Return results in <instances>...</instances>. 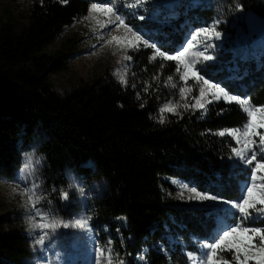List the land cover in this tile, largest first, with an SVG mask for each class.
I'll use <instances>...</instances> for the list:
<instances>
[{"label": "trees", "instance_id": "16d2710c", "mask_svg": "<svg viewBox=\"0 0 264 264\" xmlns=\"http://www.w3.org/2000/svg\"><path fill=\"white\" fill-rule=\"evenodd\" d=\"M193 1L198 3L192 6ZM110 2L32 0L26 23H0V178H14L24 151L34 144L44 158L47 181L63 185L67 169L106 180L93 215L114 261L190 264L189 253L198 252L200 242L210 237L218 211L178 204L165 191L173 190L170 179H177L235 200L248 169L230 159L235 140L218 133L242 127L247 115L241 105L224 100L208 104L206 111L193 108L192 101L185 108L183 101L175 112H161L176 98L169 80L177 65L150 60L151 48L129 51L132 63L126 83L112 75L98 76L64 95L56 92L49 76L63 64L46 47L94 5ZM174 5L175 18L152 25L158 44L173 51L194 19L224 21L218 31L225 36V70L211 77L230 94L263 106L264 56L252 55L259 51L260 38L250 37L241 20L236 28L228 23L237 12L255 11L264 17V0H178ZM146 8L149 15L170 11L164 0H154ZM244 51L250 53L248 60L234 57V52ZM234 58L241 78L230 80L227 68L233 67ZM249 224L264 228V218H253ZM30 257L22 227L0 215V264H27Z\"/></svg>", "mask_w": 264, "mask_h": 264}, {"label": "rangeland", "instance_id": "374dc122", "mask_svg": "<svg viewBox=\"0 0 264 264\" xmlns=\"http://www.w3.org/2000/svg\"><path fill=\"white\" fill-rule=\"evenodd\" d=\"M31 2L32 0H0V23L11 21L17 26L26 23ZM135 3L136 0H111L108 4L94 5L85 17L75 20L72 24L64 27L57 39L46 47V52L51 55H59L61 63L63 64L62 70L49 76L52 87L56 92L64 95L98 76L112 75L119 80L123 77L124 81L127 82L132 58L128 60L126 57L130 56L129 51L137 52L138 50L127 49L116 41L111 40L113 35L123 39L126 33L123 28L117 30L114 24H108V19L111 14L106 15V9L108 7H113L114 11L125 19V23L133 26L134 29H143L145 32L149 33V35L145 36V39H149L150 42H157L158 35L152 32V25L161 23H157L151 19L140 21L138 15L144 14V6L133 7L132 5ZM197 3V1H193L191 5L193 6ZM170 4L171 3H169V5ZM147 15L149 14L147 13ZM244 16L245 15L239 14L238 12L235 13L233 15V21L228 23L229 27L233 25V28H236L235 24H238L239 20L243 21ZM111 18L115 20V16H111ZM159 19L160 18L157 17V20ZM217 20L218 19L215 18L205 21L194 19V21H191L189 27L183 31V40L173 51L167 50V47H162V50L168 52L170 55L175 54L178 50H182V46H186L189 33H194L200 28L208 27ZM234 21L236 23H234ZM216 30H219L218 27ZM224 46L225 45L221 41H218V51L215 54L223 65H225L222 59ZM143 48L144 47L141 45L140 49ZM156 60L165 61L162 58H156ZM173 62L177 65L176 61ZM216 67H219V65ZM208 71L212 72L214 68L210 67ZM182 72L183 67L181 66L180 72L176 70L174 77L169 80V86L176 94L175 100L167 102L161 109L164 108L165 105L174 106L177 109L180 107L179 104H182L183 101V104H189L191 101V104H195V98L199 96V86L191 78L186 82L181 81L180 74ZM218 72L222 73L223 71H217L216 76L219 74ZM205 78L213 80V78L208 75H205ZM213 82L219 83L215 82V80H213ZM220 84L224 87L222 83ZM173 85H175V87H173ZM181 87H185L186 89L190 88L191 91H186L185 94L181 96L179 92ZM243 107L257 106L249 103V105L242 106V108ZM244 124H246V122ZM232 130H239L242 132L243 128L240 127ZM233 139L235 140V138ZM240 139L242 144L243 137L241 136ZM255 139L258 140V137ZM239 146L241 145H237V147ZM26 157H31L34 161H38L35 174L27 176L20 175L18 177L17 173L20 172L26 163ZM44 163L43 156L37 152L35 145L32 144L29 149L24 151L22 163L17 169L15 177L12 179L0 178V215L12 217L16 224H19L26 234L31 249V257L27 260V264H95V257L92 252L93 247L105 249V258L101 259V264H109L107 260L108 256L111 257L110 264H121L122 261H114L111 252L105 247L93 215L95 201L105 190L106 183L104 180L92 177L91 175L82 174L79 170L67 169L65 171V183L63 185H55L52 181H47L43 170ZM85 165L94 169V165L91 163H86ZM246 168L248 169V177L245 181L241 182L240 194L235 200L223 198L218 201L203 202L195 199L189 200V196H194V194L187 189L194 186L177 179H170L174 189L165 191L170 199L176 201L178 204L211 207L218 211L216 218L217 223L212 234L208 239L200 242L198 252L189 253V258L195 257L198 261L201 257L202 244L214 242L211 237H213L217 231L229 225L234 226L238 222V216L234 214L232 207L224 203V201L238 202L242 193L246 191L244 185L250 182L251 176L250 167ZM21 180L23 183L20 182ZM182 183L186 184L187 188L182 190L180 186ZM33 184L39 185V195L42 197L35 207L37 209H42L44 213H51L56 218L61 219L63 223L70 225L67 229L61 227L55 233H51V230H48L50 232V238L46 241L44 246L35 244V241L44 230L32 229L29 224L30 216H33L37 223L49 222L48 220H41L35 213L30 212L31 205L26 203L28 197L25 190L31 188ZM69 185L72 187L70 188ZM79 186L85 188L84 193L81 194L78 191ZM62 190L69 194V200L67 202L61 198ZM197 191L201 192L199 190ZM181 192L183 193V199L180 198ZM85 216L91 218L88 229L75 228L73 225L76 220L82 219ZM245 226L255 227L249 224V221ZM103 230L107 231L108 229L104 227ZM85 232H88L94 239L90 240L88 236L85 235ZM116 234L120 236V232ZM226 256L227 254L224 253L223 259L227 260L229 264H235L232 259H227ZM139 257L140 256L137 258L139 259ZM253 262L255 264V261ZM123 264L126 263L123 262ZM190 264H196V261L190 258Z\"/></svg>", "mask_w": 264, "mask_h": 264}, {"label": "snow or ice", "instance_id": "6c2138e0", "mask_svg": "<svg viewBox=\"0 0 264 264\" xmlns=\"http://www.w3.org/2000/svg\"><path fill=\"white\" fill-rule=\"evenodd\" d=\"M151 3H154V0H136V3L132 5L133 7L144 6V14L138 15L140 21L151 19L157 23H165L176 17L177 13L172 10L175 7L174 4L169 5L170 11L167 15L161 16L160 11L153 12L151 16L147 15L146 5ZM240 9L241 6L237 5V10ZM107 14H111L108 19V24H114L117 30L123 28L126 33L123 39L113 35L111 37L112 41H116L127 49L139 50L141 45L144 48H151L153 50V55L150 57V60L162 58L165 61H176L177 72H180L181 66L183 67L180 80L186 82L191 78L199 86V96L195 98L196 102L192 105L193 108L206 111V106L208 104L221 100H224L226 103L235 102L241 106L249 105V100L240 99L236 95L230 94L220 83H214L212 79L205 78V75L215 77L217 71L225 70L224 65L221 64L215 55L218 51L217 42L225 38L224 34L216 29L219 24L224 21L217 20L208 27H203L196 30L194 33H189L186 46H182V50H178L175 54L170 55L168 52L162 50V46H160L158 42H150L149 39H145V36L149 35V33L145 32L143 29H134L133 26L125 23V19L115 12L113 7H108L106 9V15ZM111 16H115V20H113ZM157 17H161V19L157 20ZM249 25L253 31H259L260 33L259 51L252 55L264 56V20L252 17L249 19ZM249 55L250 53L247 51L243 53L234 52V57L239 56L245 61L249 59ZM126 59L131 60V57H126ZM231 63L233 67L227 68V71L230 73L228 79H240L241 70L236 64L235 58ZM217 65H219V67H216ZM210 67H213L214 71L209 72L208 69ZM246 74L247 72L245 70L244 75ZM121 83H126L123 77H121ZM133 87H135V85H133ZM173 87H175V85H173ZM145 90H147V88ZM186 91H191V89H186L185 87L179 89L181 96H183ZM137 98H139V94H137ZM184 107L188 108L189 105L186 104ZM243 110L246 112L247 121L246 124L242 126V132L239 130H230L228 133L224 131L218 133L221 137L227 134L235 138L237 145L241 146L231 149L232 157H230V159H238L244 166L250 167L251 170L250 182L244 185L246 191L242 193L239 201H224V203L232 207L234 214L238 216V222L234 226L229 225L217 231L215 235L211 237L214 242L202 244L200 259L197 261L195 257H190L192 260L196 261V264H229L227 260L223 259L224 253H231L232 260L235 264H249L250 260L255 261V264H264V228L245 226V224L254 217H264V131H261L264 130V106L243 107ZM164 111L175 112L176 108L174 106L165 105L164 108L161 109V112ZM160 122H164L163 117H161ZM241 136L243 137L242 144L240 139ZM257 137L258 140L255 139ZM37 166L38 161H34L31 157H26V163L20 172L17 173V176L34 175ZM20 182L23 183L22 180ZM180 186L182 190L187 188V185L184 183ZM69 187L71 188L72 186L69 185ZM187 190L194 194V196H189V200L195 199L203 202L218 201L221 199V197L217 195L198 192L195 187ZM25 191L28 197L26 203L31 205L30 212L35 213L41 220L49 221L47 223H37L33 216L29 217V224L32 229L44 230L35 241L36 245L44 246L46 241L50 238V232L48 230H51V233H55L61 227L67 229L70 225L63 223L61 219L56 218L51 213H44L42 209H37L35 207L42 199L39 195V185L33 184L31 188ZM61 198L67 202L69 200L68 192L62 190ZM180 198L183 199L182 192ZM117 219L125 220L126 218L119 217ZM90 220V217L85 216L82 219H77L73 226L78 229H88ZM85 235L88 236L90 240L94 239L88 232H85ZM108 251L110 252L111 250L108 249ZM92 252L95 257V264H101V259L105 258V249L93 247ZM139 259L144 260L145 258L141 256ZM107 260L110 264L111 257L108 256ZM121 264H123V262H121ZM145 264H147V261H145Z\"/></svg>", "mask_w": 264, "mask_h": 264}, {"label": "water", "instance_id": "95a60500", "mask_svg": "<svg viewBox=\"0 0 264 264\" xmlns=\"http://www.w3.org/2000/svg\"><path fill=\"white\" fill-rule=\"evenodd\" d=\"M178 0H164V3H171V4H174L175 2H177ZM252 17H255L259 20H264V17L261 16L260 14H258L257 12L255 11H250V12H247L244 16V19H243V22H244V25L246 27V31L248 33V35L252 38H254L255 40L259 39L260 38V33L259 31H253V29L250 27L249 25V19L252 18ZM124 221H122V224L124 225Z\"/></svg>", "mask_w": 264, "mask_h": 264}, {"label": "clouds", "instance_id": "9594fccd", "mask_svg": "<svg viewBox=\"0 0 264 264\" xmlns=\"http://www.w3.org/2000/svg\"><path fill=\"white\" fill-rule=\"evenodd\" d=\"M104 182L106 183V180H104ZM78 191L81 193L85 192V188L83 186H79Z\"/></svg>", "mask_w": 264, "mask_h": 264}]
</instances>
